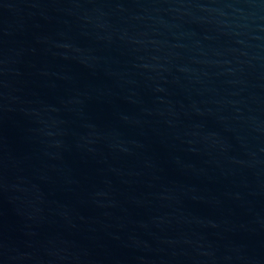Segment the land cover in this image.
I'll return each mask as SVG.
<instances>
[{"label": "water", "instance_id": "water-1", "mask_svg": "<svg viewBox=\"0 0 264 264\" xmlns=\"http://www.w3.org/2000/svg\"><path fill=\"white\" fill-rule=\"evenodd\" d=\"M0 264H264V0H0Z\"/></svg>", "mask_w": 264, "mask_h": 264}]
</instances>
